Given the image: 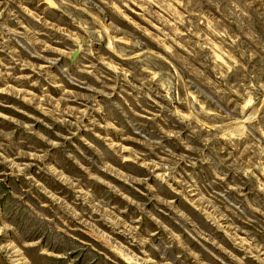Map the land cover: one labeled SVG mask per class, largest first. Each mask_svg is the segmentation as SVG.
Segmentation results:
<instances>
[{"label":"rangeland","instance_id":"obj_1","mask_svg":"<svg viewBox=\"0 0 264 264\" xmlns=\"http://www.w3.org/2000/svg\"><path fill=\"white\" fill-rule=\"evenodd\" d=\"M0 264H264V0H0Z\"/></svg>","mask_w":264,"mask_h":264},{"label":"water","instance_id":"obj_2","mask_svg":"<svg viewBox=\"0 0 264 264\" xmlns=\"http://www.w3.org/2000/svg\"><path fill=\"white\" fill-rule=\"evenodd\" d=\"M75 55H76V53H75Z\"/></svg>","mask_w":264,"mask_h":264}]
</instances>
